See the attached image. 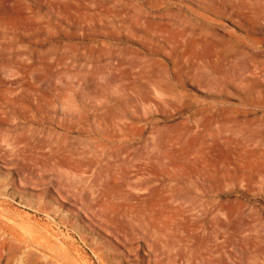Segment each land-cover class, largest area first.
<instances>
[{
  "label": "rangeland",
  "instance_id": "obj_1",
  "mask_svg": "<svg viewBox=\"0 0 264 264\" xmlns=\"http://www.w3.org/2000/svg\"><path fill=\"white\" fill-rule=\"evenodd\" d=\"M0 264H264V0H0Z\"/></svg>",
  "mask_w": 264,
  "mask_h": 264
}]
</instances>
